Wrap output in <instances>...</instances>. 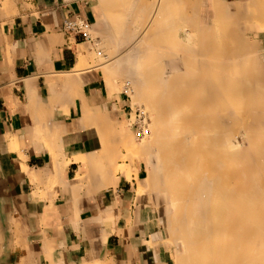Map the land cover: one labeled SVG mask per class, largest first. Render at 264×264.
Listing matches in <instances>:
<instances>
[{"label": "bare ground", "instance_id": "bare-ground-1", "mask_svg": "<svg viewBox=\"0 0 264 264\" xmlns=\"http://www.w3.org/2000/svg\"><path fill=\"white\" fill-rule=\"evenodd\" d=\"M243 1L156 0V18L147 23L140 40L129 42L125 56L117 58L113 72L105 76L112 86L113 80L126 74L127 65L126 90L133 104L144 103L150 113V143L138 145V137L127 143L149 166L145 195L156 223L164 228L165 240L174 248L176 264H264V48L260 45L264 41V0ZM128 5L136 17L139 5L133 4L137 9L130 2ZM172 7L180 12L174 15ZM166 14L168 26H180L183 37L168 36L159 25L163 17L156 21ZM132 19L135 21L132 17L127 22L133 23ZM135 31L132 36L138 34ZM126 43L118 40L109 48H115L117 54ZM84 104L79 112L83 127L91 117L100 116ZM39 131L36 139L44 136ZM54 131L51 135L46 131L44 139L62 145L60 133ZM122 133H99L101 149L73 159L82 166L84 177L77 175L72 191L81 190L82 181L89 178L91 184L85 181L93 189L85 194L96 196L114 187L119 172L129 171V166L126 171L127 165L103 154L114 145L109 147L106 137ZM50 147L53 162L62 166L58 165L62 150ZM124 148L127 150L126 145ZM153 156L158 170L153 167ZM38 175H32V180L40 182ZM106 219L108 215L101 212L94 221ZM109 234L106 227L102 235Z\"/></svg>", "mask_w": 264, "mask_h": 264}, {"label": "crops", "instance_id": "crops-1", "mask_svg": "<svg viewBox=\"0 0 264 264\" xmlns=\"http://www.w3.org/2000/svg\"><path fill=\"white\" fill-rule=\"evenodd\" d=\"M142 1L0 0V264H176L148 196L139 194L149 176L145 160L129 156L120 162L126 171L129 166V176L119 172L114 187L96 196L93 184L72 191L77 175L84 177L73 159L101 149L94 126L101 118L80 126L83 104L118 123L132 118L129 94L113 93L126 76L112 86L105 76L129 42L140 40L142 23L151 22L154 0ZM128 2L143 14L134 17ZM132 17L135 23L127 22ZM75 18L91 25L86 35L64 29ZM116 38L127 42L117 54L109 48ZM39 130L44 136L36 139ZM46 131L60 133L62 166L53 162ZM36 174L42 178L37 183L31 178ZM101 212L108 219L94 221Z\"/></svg>", "mask_w": 264, "mask_h": 264}, {"label": "rangeland", "instance_id": "rangeland-1", "mask_svg": "<svg viewBox=\"0 0 264 264\" xmlns=\"http://www.w3.org/2000/svg\"><path fill=\"white\" fill-rule=\"evenodd\" d=\"M156 1V0H155ZM243 1V0H242ZM244 2V1H243ZM154 4H155V2H154ZM154 4H153V7H154ZM153 12H154V10H152ZM173 12H175L174 13V15L175 14H177V12H180V10L178 9V8H174V10H173ZM169 14L172 16L173 14H172V12L170 11L169 12ZM164 19H163V18ZM156 17L154 16V15H152V18H151V21H153L154 19H155ZM163 19V20H162ZM162 20V21H161ZM157 22H160L159 23V25L160 26H164V28H166V30H167V32H168V36H171L172 38H181V37H183L184 35H185V32H184V30L182 29V28H179L180 26H178V28L176 27V26H172V25H169L168 26V24H169V18H168V15L166 14V15H161V16H159L158 17V19L156 20ZM163 25H162V24ZM146 26H148V25H146ZM146 26H144V28H143V34L145 33V30H146ZM145 29V30H144ZM142 34V35H143ZM132 45V44H131ZM260 45H261V47L262 48H264V41H260ZM129 48V47H128ZM128 48H125L126 50L125 51H127V49ZM262 53H264V51H262ZM126 54V53H125ZM125 54H124V56H125ZM123 56V57H124ZM120 58H122V57H119L118 59H120ZM117 59H115L114 60V62L116 61ZM114 66V65H113ZM124 70H129L128 69V67H127V65L124 67ZM124 76H127V74H125ZM128 81V78H124L123 80H122V82L120 83V86L118 87V89H114L113 90V93L114 92H121V91H126L128 94H129V96H130V98H131V106H132V108H133V112H132V118L131 119H133L134 118V120H131V121H125V124L124 123H118V122H116V121H114L113 119H111L112 117H111V115H109V114H99L100 116H99V118H101L102 119V121H101V119H99L95 124H94V126L97 128V130H99L100 132H96L97 133V141H98V143H97V146L99 147V148H101V146H103L102 144H103V138H102V135H99V133L100 134H103L104 132H114V131H117V132H123L120 136H111V134L110 135H108V137H109V140H110V138H112V140L114 139V140H116V141H107L106 139H108V137H106V139L104 140V142L106 141V144L108 145H110V143H114V145L112 146V147H110L109 145V147L110 148H108V151H107V154L106 153H103L104 154V156L106 155V156H109V157H111V158H114V159H116V161L118 162V164L120 163V162H126V160L129 158V156H132V157H135V158H137V159H140L139 157H141V156H139V155H137V154H135V152L133 151V148H131V147H129L128 146V139H130V138H139V139H137L136 141V143L139 145V144H146L147 145V143L149 144L150 142H149V140H151V138H149L150 137V135H149V132H151V131H149V130H151L150 128V124H149V120H150V113H149V111L148 110H146L145 109V104L144 103H137V104H133V100H132V97H131V93L129 92V91H127L126 89H129V85L128 86H126L127 85V82ZM113 82L115 83V85H117V80L115 79V80H113ZM125 84V85H124ZM126 86V87H125ZM116 87V86H115ZM125 89V90H124ZM79 112H80V110H79ZM149 114V115H148ZM107 116V118H106V116ZM104 116V117H103ZM134 116V117H133ZM148 116H149V119H148ZM117 123V125H115ZM107 124V125H106ZM108 124H109V126H108ZM100 126V127H99ZM108 126V127H107ZM114 127H118V128H116V130L114 129ZM145 133H144V132ZM130 132V133H129ZM126 133V134H125ZM129 134V135H128ZM145 134V135H144ZM127 135V136H126ZM148 135V136H147ZM99 136V137H98ZM101 136V137H100ZM129 136V137H128ZM144 136V137H143ZM126 137H128L127 139H126ZM119 138V139H118ZM142 138V139H141ZM144 138H145V140H144ZM141 139V140H140ZM117 141H118V143H117ZM100 142H102V143H100ZM107 142H109V143H107ZM59 143V144H58ZM57 144H55L56 146H58V145H60V142H58ZM117 146H116V145ZM143 144V145H144ZM122 145V146H121ZM125 145H126V147H127V150H126V148H124L125 147ZM140 145V146H141ZM54 145L52 144V147H53ZM56 146H54L53 148H56ZM124 146V147H123ZM57 148H61L60 146H58ZM56 148V149H57ZM55 149V150H56ZM143 160V159H142ZM153 167L156 169V170H158V165H157V161H156V158L153 156ZM84 180H86L89 184H91V180L88 178V179H84ZM85 181V182H86ZM35 182V181H34ZM86 182V183H87ZM35 183H37V182H35ZM85 183V185H83L84 187H82V189H85L86 188V186H87V188H89L91 185H89L88 183L86 184ZM147 183H145V186L142 188V189H140L139 190V194L140 195H145L146 194V187H147V185H146ZM143 191H144V193H143Z\"/></svg>", "mask_w": 264, "mask_h": 264}, {"label": "built area", "instance_id": "built-area-1", "mask_svg": "<svg viewBox=\"0 0 264 264\" xmlns=\"http://www.w3.org/2000/svg\"><path fill=\"white\" fill-rule=\"evenodd\" d=\"M90 24L80 18H75L73 20H66L64 22V29L69 33V34H83L86 35L89 30H90Z\"/></svg>", "mask_w": 264, "mask_h": 264}]
</instances>
